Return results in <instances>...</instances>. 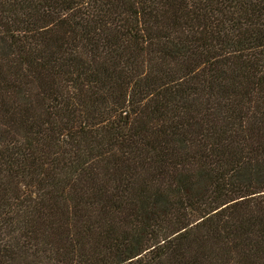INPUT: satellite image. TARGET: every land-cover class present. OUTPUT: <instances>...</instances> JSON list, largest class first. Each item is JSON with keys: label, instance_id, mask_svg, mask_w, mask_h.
<instances>
[{"label": "trees", "instance_id": "obj_1", "mask_svg": "<svg viewBox=\"0 0 264 264\" xmlns=\"http://www.w3.org/2000/svg\"><path fill=\"white\" fill-rule=\"evenodd\" d=\"M0 264H264V0H0Z\"/></svg>", "mask_w": 264, "mask_h": 264}]
</instances>
